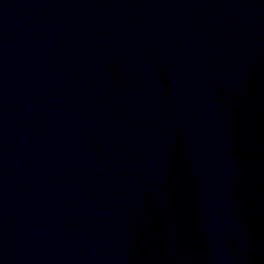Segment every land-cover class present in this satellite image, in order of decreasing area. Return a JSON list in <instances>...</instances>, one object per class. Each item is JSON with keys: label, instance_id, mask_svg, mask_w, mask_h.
<instances>
[{"label": "water", "instance_id": "95a60500", "mask_svg": "<svg viewBox=\"0 0 264 264\" xmlns=\"http://www.w3.org/2000/svg\"><path fill=\"white\" fill-rule=\"evenodd\" d=\"M0 264H264V0H0Z\"/></svg>", "mask_w": 264, "mask_h": 264}]
</instances>
